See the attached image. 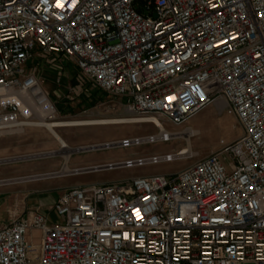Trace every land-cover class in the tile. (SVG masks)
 <instances>
[{
    "label": "built area",
    "instance_id": "2783aa9c",
    "mask_svg": "<svg viewBox=\"0 0 264 264\" xmlns=\"http://www.w3.org/2000/svg\"><path fill=\"white\" fill-rule=\"evenodd\" d=\"M50 56L158 129L106 146L169 141L165 120L216 101L242 134L170 175L62 189L56 220L0 225V264H264V0H0V136L65 120L33 67ZM178 152L118 165L197 155Z\"/></svg>",
    "mask_w": 264,
    "mask_h": 264
},
{
    "label": "rangeland",
    "instance_id": "374dc122",
    "mask_svg": "<svg viewBox=\"0 0 264 264\" xmlns=\"http://www.w3.org/2000/svg\"><path fill=\"white\" fill-rule=\"evenodd\" d=\"M48 60L49 61L37 58L33 62V67L35 66L37 68V73L43 80V87L55 102L61 119L127 117L126 107L113 97L103 98V102L98 101L96 104L97 107L92 108L91 105H94V103L89 99L92 96L89 95V93L93 94V92L99 90L94 88L91 82L86 81V78L84 79L83 74L71 61L66 59L60 60L59 58H55V56H50ZM59 76L61 79L60 82H57ZM217 102V104H215L216 102L209 104L198 111L183 125H177L167 120L164 121L165 127L172 133L181 132L185 126L198 130V133L190 138L193 152H197L196 156L191 158L183 157L153 164L147 163L125 167L120 166L108 171L93 172L91 173L92 177L97 180H102L111 177L122 178L124 176L151 175L155 173L170 175L186 167L196 158L205 156L211 151L222 149L225 144L234 141L242 134V127L238 118L233 113L228 112L222 102ZM117 107H121L122 109L119 110ZM94 109L98 110L96 114L92 113ZM123 110L124 115L121 114ZM44 130L48 132L46 129ZM35 132L36 134L32 136V139L36 138L38 142L37 144L31 145L29 141H19L22 133L0 137V170L7 167L38 162L45 158L55 160V158L52 157L61 156L60 152H44L38 154L37 157L33 155L34 157L31 158L20 159V156L29 154L25 153L29 148H42L44 146V141L42 139H48L41 131L36 130ZM58 132L64 135L74 147L81 142H117L124 137L152 134L157 132V128L151 123L114 124L97 127H67L60 128ZM184 137L185 136H182V138H174L169 141L134 144L128 147L114 146L110 149L78 152L73 154L69 164L70 166H93L109 161L120 162L129 157L133 158L136 156H153L173 153L178 151L182 146L187 145L186 137ZM4 147L12 149V152L8 154L1 152ZM74 151L75 149H71V152ZM58 173L60 174L63 172ZM61 180V184L63 185H75L77 178L68 176L63 177ZM49 217L52 221L57 219L55 213L52 212L49 214ZM28 236L34 243L40 242V232L38 230L31 233L28 232Z\"/></svg>",
    "mask_w": 264,
    "mask_h": 264
},
{
    "label": "crops",
    "instance_id": "0c3cea01",
    "mask_svg": "<svg viewBox=\"0 0 264 264\" xmlns=\"http://www.w3.org/2000/svg\"><path fill=\"white\" fill-rule=\"evenodd\" d=\"M109 97L111 96L102 90L93 92L92 96L89 98L94 103V105H91L92 108L97 107L96 104L98 101L103 102L102 101L103 98H109ZM118 109L121 110L122 108L119 107ZM97 111L98 110L94 109L92 113L96 114ZM121 114L124 115V110L121 112ZM123 124H127V123H123ZM102 125H114V124L84 125V126H76V127H97ZM186 127L188 126H185L182 130H184ZM60 128H67V127L59 126L55 129L58 132ZM44 129H46L48 132H46ZM36 130L41 131L47 136L48 138L47 140L42 139L44 141V146L42 148H36V147L29 148L25 152L29 154L20 156L19 158L20 159L30 158V157H34L33 155H35L36 157L38 156V154L44 152L45 153L60 152L61 156L52 157L55 158V160L51 158H45L38 162L23 164L20 166L7 167L0 170V225L8 223L14 218L29 215L36 210H39L49 216L51 212L54 213L53 205L59 193L64 188L94 184V183L114 182V181H119L120 179L124 180V179L133 178L135 176H139V175H131V176H124L122 178L111 177L108 179L97 180L94 177H92L91 173L96 171H108L111 169H115L116 167L123 166L118 164H122L128 160H134L136 158L143 156H136L133 158L129 157L123 159L120 162L109 161L102 164L99 163L98 165H93V166L92 165L70 166L69 162L73 154L78 152L97 151V150L113 148L115 145L106 146L107 143H110L112 141L81 142L73 147L71 142L67 138H65L64 135L60 134L61 133L60 131H59L60 133L58 132L59 135H55L49 128L47 129L46 126L45 128L41 126L27 127L25 131L22 132L21 134L22 136L19 138V141L21 142L29 141L31 142L29 143L30 145L37 144L38 140L36 138L32 139V136L36 134L35 132ZM58 138L61 139L62 143H65L67 145L66 148H64L61 145V141ZM71 149H75V151L71 152ZM1 152L8 154L12 152V149H8L7 147H4V149H2ZM58 172H63V173L59 174ZM68 176H73L77 178L75 185L61 184L62 183L61 179H63V177H68ZM34 231L37 230H30L29 233Z\"/></svg>",
    "mask_w": 264,
    "mask_h": 264
},
{
    "label": "bare ground",
    "instance_id": "6f19581e",
    "mask_svg": "<svg viewBox=\"0 0 264 264\" xmlns=\"http://www.w3.org/2000/svg\"><path fill=\"white\" fill-rule=\"evenodd\" d=\"M217 103L218 102L216 101L215 104H217ZM37 111H38V109H37ZM39 115L44 117L45 114L40 111ZM128 118H129V116H127V117H107V118H97V119H70V120H65V121H59V120L47 121V120L42 119L41 122L43 124L41 127L46 126V128L47 129L49 128L55 135H59V133L55 129L59 126L76 127V126H84V125L123 124V123H126L128 121ZM154 120L157 123L162 124V122L159 120V118L155 117ZM183 133H185V134H183ZM197 133H198V130L192 129V127H187V128H185V130H183L181 132L174 133L176 135H174L173 137H170L169 138L170 140H172L174 138H182V136H185L186 140H187V145H184L181 148H179V152L177 154H171V158H174L176 156H186V155L192 153L193 149H192L190 137L196 135ZM59 140L61 141V139H59ZM61 145L64 148L67 147V145L65 143H62V141H61Z\"/></svg>",
    "mask_w": 264,
    "mask_h": 264
}]
</instances>
